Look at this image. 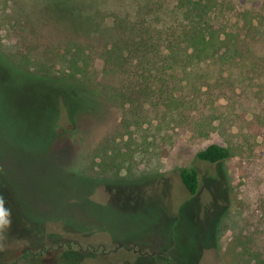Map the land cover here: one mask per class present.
Here are the masks:
<instances>
[{
  "label": "rangeland",
  "instance_id": "rangeland-1",
  "mask_svg": "<svg viewBox=\"0 0 264 264\" xmlns=\"http://www.w3.org/2000/svg\"><path fill=\"white\" fill-rule=\"evenodd\" d=\"M234 1L245 9L258 4ZM82 3L103 17L133 6L0 0V264H66V251L75 255L70 264H260L264 101L246 95L227 105L223 135L179 139L177 129L157 132L150 123L146 141L134 135L136 143H121L127 136L111 103L84 98L89 106H79L74 86L40 80L3 59L39 65L55 41L71 37V11ZM228 139L235 148L250 146L223 163L196 160L211 143L230 146ZM185 167L198 174L193 196L179 178Z\"/></svg>",
  "mask_w": 264,
  "mask_h": 264
},
{
  "label": "trees",
  "instance_id": "trees-1",
  "mask_svg": "<svg viewBox=\"0 0 264 264\" xmlns=\"http://www.w3.org/2000/svg\"><path fill=\"white\" fill-rule=\"evenodd\" d=\"M257 3L245 9L234 0H132L129 10L104 17L82 3V9L71 11V37L55 41L39 65L33 62L28 69L27 63L1 56L40 80L74 86L79 106H89L84 98L111 103L119 109L127 136L120 135L118 142H135L134 135L146 141L149 129L143 126L150 123L157 132L177 129L179 139L187 134L206 139L215 132L223 135L227 105L246 95L264 101V0ZM69 9L63 4L59 10L68 16ZM241 137L246 141L245 134ZM230 139L228 147L209 144L196 160L210 165L228 161L239 147ZM243 146L250 145L238 150ZM179 178L195 195L196 170L185 167ZM257 210L256 225L264 235V199ZM248 252L249 259L259 258ZM71 253H62L66 264L74 261Z\"/></svg>",
  "mask_w": 264,
  "mask_h": 264
},
{
  "label": "snow or ice",
  "instance_id": "snow-or-ice-1",
  "mask_svg": "<svg viewBox=\"0 0 264 264\" xmlns=\"http://www.w3.org/2000/svg\"><path fill=\"white\" fill-rule=\"evenodd\" d=\"M0 223H3V221H2V220H0Z\"/></svg>",
  "mask_w": 264,
  "mask_h": 264
}]
</instances>
